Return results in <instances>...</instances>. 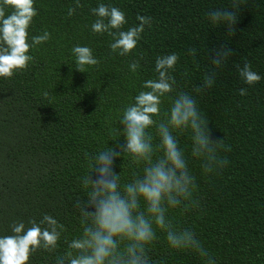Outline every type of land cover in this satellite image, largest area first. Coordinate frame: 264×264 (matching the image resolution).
Masks as SVG:
<instances>
[{
    "label": "trees",
    "instance_id": "16d2710c",
    "mask_svg": "<svg viewBox=\"0 0 264 264\" xmlns=\"http://www.w3.org/2000/svg\"><path fill=\"white\" fill-rule=\"evenodd\" d=\"M76 2L34 0L38 14L28 29V42L45 31L50 39L30 48L33 59L26 68L0 77V237L13 234L14 221L30 227V219L39 222L49 214L66 231L55 252L38 249L28 264H56L57 255L67 249L65 239L82 232L74 205L87 196L82 177L89 172L90 158L124 142V109L145 90V81L158 76L157 57L175 53L177 90L194 96L213 138L223 137L230 151H218L229 161L225 167L205 174L200 161L191 157L190 133L177 134L196 176L193 195L199 207L170 209L168 217L178 227L193 230L216 264H264V0H240L233 36L206 15L231 8L232 0H79L81 7ZM101 3L125 13L121 31L138 26V15L152 18L130 54L112 52V37L93 33L97 17L91 9ZM69 8H75L72 16ZM11 11L6 9V16ZM222 44L233 54L215 69L209 50ZM77 45L90 47L99 63L78 71L72 53ZM190 48L196 49L195 56ZM134 60L140 63L135 72L129 67ZM245 62L261 76L251 86L236 67ZM210 71L216 72L214 85L193 91ZM241 88L247 89L246 95L239 94ZM169 108L166 96L161 112ZM115 171L124 184L142 165L124 153L115 160ZM157 237L147 247L151 264H206L192 250L170 248L159 229Z\"/></svg>",
    "mask_w": 264,
    "mask_h": 264
},
{
    "label": "clouds",
    "instance_id": "9594fccd",
    "mask_svg": "<svg viewBox=\"0 0 264 264\" xmlns=\"http://www.w3.org/2000/svg\"><path fill=\"white\" fill-rule=\"evenodd\" d=\"M81 6L77 0L76 7ZM239 7L240 0H232L231 8L214 9L206 15L213 25L225 26L228 35L233 36ZM8 8L12 11L6 16ZM91 11L97 17L91 26L93 33L111 36L110 49L121 56L130 54L145 26H151V17L138 15V26L121 31L127 23L122 10L101 3ZM74 12L75 8H69L68 15ZM37 14L34 0H0V77L10 78L14 71L26 68L33 59L28 55L30 48L50 39V33L45 31L28 42V29ZM72 53L80 72H84L85 66L99 63L88 46L77 45ZM189 53L195 56L196 49L190 48ZM232 54L233 50L224 44L209 50L215 69L225 66ZM178 60L175 53L157 57L158 76L145 81L142 85L145 90L123 111L120 125L124 142L118 141L90 158L89 172L82 177L87 196L74 205L79 210L82 232L71 241L65 239L67 249L57 255L56 264H151L147 247L158 239L157 229L166 234L170 248L192 250L206 259V264H216L193 230L178 227L168 217L170 209L187 212L199 207L193 195L198 188L196 176L189 168L185 150L179 146L177 134L190 133L191 157L200 161L205 174L225 167L229 161L221 158L218 151H230L223 137L213 138L210 122L201 113L194 96L177 90L172 73ZM129 67L135 72L140 63L134 60ZM236 67L247 85L261 80L249 63ZM215 78V71L206 73L203 84L193 91L211 88ZM174 92V97L169 95ZM239 94L246 95L247 89L241 88ZM166 96L170 108L162 113ZM152 128L154 133L149 131ZM124 153L133 163L142 165V171L134 173L131 182L121 184L115 160ZM28 224L30 227L23 221H14L13 234L0 237V264H28L38 249L57 250L61 234L66 231L63 224L49 214L39 222L30 219Z\"/></svg>",
    "mask_w": 264,
    "mask_h": 264
}]
</instances>
